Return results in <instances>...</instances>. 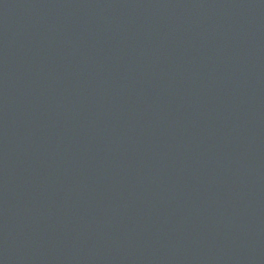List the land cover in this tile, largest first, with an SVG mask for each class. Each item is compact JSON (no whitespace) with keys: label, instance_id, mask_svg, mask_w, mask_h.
Returning <instances> with one entry per match:
<instances>
[{"label":"water","instance_id":"obj_1","mask_svg":"<svg viewBox=\"0 0 264 264\" xmlns=\"http://www.w3.org/2000/svg\"><path fill=\"white\" fill-rule=\"evenodd\" d=\"M0 264H264V0H0Z\"/></svg>","mask_w":264,"mask_h":264}]
</instances>
